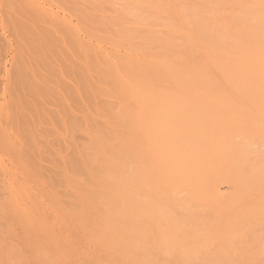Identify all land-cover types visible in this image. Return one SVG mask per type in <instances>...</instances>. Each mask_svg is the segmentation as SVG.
Returning <instances> with one entry per match:
<instances>
[{
	"label": "rangeland",
	"instance_id": "1",
	"mask_svg": "<svg viewBox=\"0 0 264 264\" xmlns=\"http://www.w3.org/2000/svg\"><path fill=\"white\" fill-rule=\"evenodd\" d=\"M0 264H264V0H0Z\"/></svg>",
	"mask_w": 264,
	"mask_h": 264
}]
</instances>
